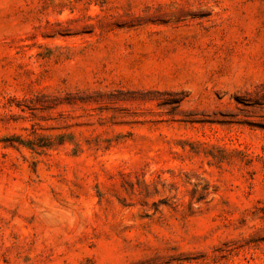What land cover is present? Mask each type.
I'll return each mask as SVG.
<instances>
[{
  "label": "rangeland",
  "instance_id": "rangeland-1",
  "mask_svg": "<svg viewBox=\"0 0 264 264\" xmlns=\"http://www.w3.org/2000/svg\"><path fill=\"white\" fill-rule=\"evenodd\" d=\"M264 0H0V264H264Z\"/></svg>",
  "mask_w": 264,
  "mask_h": 264
},
{
  "label": "trees",
  "instance_id": "trees-1",
  "mask_svg": "<svg viewBox=\"0 0 264 264\" xmlns=\"http://www.w3.org/2000/svg\"><path fill=\"white\" fill-rule=\"evenodd\" d=\"M259 87H260V88H264V84L260 85ZM261 101L264 102V98H262ZM263 104H264V103H263Z\"/></svg>",
  "mask_w": 264,
  "mask_h": 264
}]
</instances>
